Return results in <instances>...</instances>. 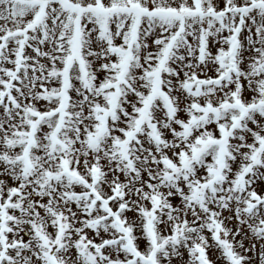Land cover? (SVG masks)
<instances>
[{
  "label": "snow or ice",
  "instance_id": "1",
  "mask_svg": "<svg viewBox=\"0 0 264 264\" xmlns=\"http://www.w3.org/2000/svg\"><path fill=\"white\" fill-rule=\"evenodd\" d=\"M0 264H264V0H0Z\"/></svg>",
  "mask_w": 264,
  "mask_h": 264
}]
</instances>
